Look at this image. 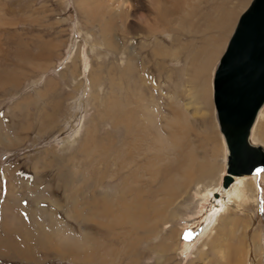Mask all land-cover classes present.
Wrapping results in <instances>:
<instances>
[{
  "label": "rangeland",
  "instance_id": "obj_1",
  "mask_svg": "<svg viewBox=\"0 0 264 264\" xmlns=\"http://www.w3.org/2000/svg\"><path fill=\"white\" fill-rule=\"evenodd\" d=\"M128 2L0 0V71L21 74L0 86V264H223L240 239L237 264H264V171L239 180L252 192L234 180L224 188L212 97L251 0ZM210 45L213 113L201 111L200 126L189 80ZM112 99L133 105L134 125L113 127ZM87 133L95 146L78 153ZM6 206L33 236L6 239ZM52 224L93 239L94 260L44 250ZM28 239L24 259L16 248Z\"/></svg>",
  "mask_w": 264,
  "mask_h": 264
},
{
  "label": "water",
  "instance_id": "obj_2",
  "mask_svg": "<svg viewBox=\"0 0 264 264\" xmlns=\"http://www.w3.org/2000/svg\"><path fill=\"white\" fill-rule=\"evenodd\" d=\"M213 100L227 146L226 187L232 174L264 171V146L250 140L264 103V0H252L239 17L214 73Z\"/></svg>",
  "mask_w": 264,
  "mask_h": 264
},
{
  "label": "bare ground",
  "instance_id": "obj_3",
  "mask_svg": "<svg viewBox=\"0 0 264 264\" xmlns=\"http://www.w3.org/2000/svg\"><path fill=\"white\" fill-rule=\"evenodd\" d=\"M122 1H123V4H121V5L124 7H127L129 4L128 0H122ZM161 3L155 4L156 7L154 5V7L157 9V11H159V8L162 7V6H160ZM84 5H83V7H85ZM96 7H99V6H96ZM242 8H243V5L241 6V8L239 10H241ZM126 9H128V8H126ZM85 11H86V9H85ZM89 13H91V12H89ZM236 14L230 13V14H224L222 16V18H221V23H222L221 30H223L225 27L230 28V22L234 21ZM237 22H238V20H237ZM235 27H236V25H235ZM234 30H235V28H234ZM217 50H216V45H210L209 47H206V50H205L206 56H204V58H201L199 60L198 65H197V67H195V71L193 72V74L191 76V80H189V82L192 81L191 86L193 89L190 90L192 92V96H191V98H189L190 100L187 103L188 104L187 106H190V105L195 106V112H196V114H198V118L196 119V124H198L200 126L205 125L206 120H207V118H206L207 116L205 117L203 115H199V113L201 111H202V113L203 112L206 113L208 115L209 119L212 118L213 106L211 104V91H210V85H209V71H210V68H211L213 61H215V59L218 56V55H216ZM40 52H44V50L41 48ZM39 57H41V56L32 57L31 61L32 60L34 61V59L37 60V59H39ZM19 61H20V59H19ZM99 71H101V70H99ZM18 76H21V74H18V75L15 74L14 75L12 73L11 69L10 70L5 69L3 73L0 71V86H2V87L7 86V85L10 86L14 82L15 79L17 80ZM136 100H138V102L140 101L137 97H136ZM116 103L117 102L113 99L111 100V103H110V105H112V108H114V109L118 108V112H114L113 110L110 112V114L115 113L114 114L115 117H113V120H112L113 127L116 128L120 124L126 125V126L128 125V127L131 126V123L134 125L135 119H136V113H135V108L133 107V105L130 104V106L126 112L124 109L121 110L120 108H123V107L119 104H116ZM213 104H214V100H213ZM214 109H215V105H214ZM215 112H216V110H215ZM126 115H128V116H126ZM120 116H122V117H120ZM263 116H264V103L259 108L257 115L254 119V122L252 123V126H251L250 140L252 143H255V141H256V140L253 141L254 137H256L257 140L264 139V120L262 119ZM184 118L191 125H193L194 121H192L188 117H184ZM216 119H217V115H216ZM171 123L177 124L175 120H172ZM217 123H218V120H217ZM218 128H219V131L221 134V138L223 141L224 148L226 149V158H227V146L225 143L224 136L221 133L219 124H218ZM11 141H14V139H11ZM94 146H95L94 139L91 137V135L89 133H87L86 139L83 140V142L81 143L80 151L78 153H83V151L85 153H87V152H89L87 149L88 148L93 149ZM244 176H245L244 174H238V173L231 175L232 181L233 180H234V182L238 181L237 184L233 187L234 191L239 189L238 186H240L242 184H244V188H246L249 192L253 191L254 186H253L252 182L249 181L247 183H243V182L239 181L241 179V177H244ZM233 177H235V178L233 179ZM225 189H227V188H225ZM232 192H233V190H232ZM3 218H4L3 223H4L5 228H7V234H8V235H6V239L13 240V237L11 236V232H14L17 230L20 231L21 234L26 236V237H28L29 234L31 236H33V234L29 233L30 230L28 229V226L26 224H24L22 221L21 222L19 221L17 214L14 212V208H12V207L9 208L8 206L4 207L3 208ZM60 226L61 225H58V224H54V225L52 224V227H50V229H53V231L50 232L49 234H46L47 237L44 238V248L43 249L49 250V251L53 250L55 253H57V252L58 253H64L66 256L73 255V257L76 259L78 257L82 256L83 259L87 262L93 261L95 258V250H96V244H95L94 240L91 239L90 237L86 236V235H82L80 238H75L71 234L68 235L66 232L58 230L60 228ZM9 236L11 237V239ZM27 242L30 243L29 239L24 240V246H19V248H16L17 253L19 254L18 256H20L21 258H24V259L31 256V252H30L31 249L27 248ZM18 245H20V244H18ZM235 246L236 247H232L231 245L228 244V251L225 252V254H224L225 256L223 255L225 258L222 256V259L223 260L225 259V262L223 264H237L238 263L239 254H241L243 252L242 240L241 239L238 240V243ZM219 247H220V245H219ZM224 247H226V246H224ZM87 248H89L88 250H91L90 254L86 253Z\"/></svg>",
  "mask_w": 264,
  "mask_h": 264
}]
</instances>
